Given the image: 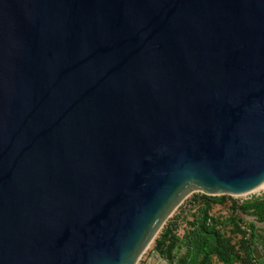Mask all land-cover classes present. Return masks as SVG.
<instances>
[{"label": "water", "instance_id": "obj_1", "mask_svg": "<svg viewBox=\"0 0 264 264\" xmlns=\"http://www.w3.org/2000/svg\"><path fill=\"white\" fill-rule=\"evenodd\" d=\"M263 181L264 0H0V264H134Z\"/></svg>", "mask_w": 264, "mask_h": 264}, {"label": "rangeland", "instance_id": "obj_2", "mask_svg": "<svg viewBox=\"0 0 264 264\" xmlns=\"http://www.w3.org/2000/svg\"><path fill=\"white\" fill-rule=\"evenodd\" d=\"M264 194V184L243 194H187L171 211L134 264H165L153 249L161 230L170 225L173 262L187 252V240L197 229L204 241L199 264H264V221L243 214L238 205Z\"/></svg>", "mask_w": 264, "mask_h": 264}, {"label": "trees", "instance_id": "obj_3", "mask_svg": "<svg viewBox=\"0 0 264 264\" xmlns=\"http://www.w3.org/2000/svg\"><path fill=\"white\" fill-rule=\"evenodd\" d=\"M238 209L243 214L253 216L256 221H264V194L243 201ZM187 244L186 254L173 262L171 251L174 247V236L170 225H166L154 240L153 249L166 260V264H199L198 256L202 252L204 241L197 229L191 230Z\"/></svg>", "mask_w": 264, "mask_h": 264}, {"label": "bare ground", "instance_id": "obj_4", "mask_svg": "<svg viewBox=\"0 0 264 264\" xmlns=\"http://www.w3.org/2000/svg\"><path fill=\"white\" fill-rule=\"evenodd\" d=\"M264 184V181L259 185V186H257V187H255V188H259V187H261L262 185ZM254 188V189H255ZM253 190V189H252ZM251 191V190H250ZM248 192V191H247ZM243 193H245V192H243ZM243 193H240V194H243ZM232 195H238V194H232Z\"/></svg>", "mask_w": 264, "mask_h": 264}]
</instances>
